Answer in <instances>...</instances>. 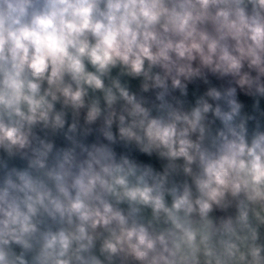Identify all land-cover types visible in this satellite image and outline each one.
Here are the masks:
<instances>
[{
    "label": "clouds",
    "instance_id": "clouds-1",
    "mask_svg": "<svg viewBox=\"0 0 264 264\" xmlns=\"http://www.w3.org/2000/svg\"><path fill=\"white\" fill-rule=\"evenodd\" d=\"M0 264H264V0H0Z\"/></svg>",
    "mask_w": 264,
    "mask_h": 264
},
{
    "label": "crops",
    "instance_id": "crops-1",
    "mask_svg": "<svg viewBox=\"0 0 264 264\" xmlns=\"http://www.w3.org/2000/svg\"><path fill=\"white\" fill-rule=\"evenodd\" d=\"M141 161H144V162H147V163H152L154 164L157 168H159L161 166L160 162H158L155 157L153 158H149V157H146V156H143V155H140L138 157Z\"/></svg>",
    "mask_w": 264,
    "mask_h": 264
}]
</instances>
